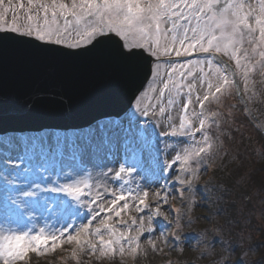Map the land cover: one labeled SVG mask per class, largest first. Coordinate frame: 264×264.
Returning a JSON list of instances; mask_svg holds the SVG:
<instances>
[{
    "label": "snow or ice",
    "instance_id": "snow-or-ice-1",
    "mask_svg": "<svg viewBox=\"0 0 264 264\" xmlns=\"http://www.w3.org/2000/svg\"><path fill=\"white\" fill-rule=\"evenodd\" d=\"M4 34L64 55L80 56L106 49L112 59L124 62H137L145 54L154 58L148 86L139 95L134 94L135 104L130 103L124 118L98 125L104 134L103 145L91 142L95 128L82 137L83 145L77 144L75 138H69L67 144L76 152L90 148L93 154L107 147L111 157L116 143L121 142L126 159L135 161L139 156L138 144L149 141L145 132L138 130L137 114L158 116L156 125L163 127L166 135L187 137L191 141L182 150L183 156L178 155L168 166L166 176L173 174V165L178 163L180 167L181 159L191 161L213 147L209 129L218 113L211 111L210 105L221 103L236 88V75L230 73L223 61L216 63L219 57L235 62L246 91L253 73L264 74V0L255 3L252 0H27L26 5L18 0H0V39H4ZM193 54L195 58L186 60L172 58H188ZM108 133L112 135L109 137ZM14 139L6 137L3 142L12 144ZM58 144L64 146V141L58 139ZM108 171L120 179L132 175L135 168L121 164ZM182 176L183 172H178L177 183L181 185ZM89 187L90 183L84 181L64 190L78 199L88 194ZM168 187L165 183L164 189ZM147 196L145 192L136 202L138 213L147 210L148 215L152 206H145ZM167 198L163 195L162 202L166 203ZM128 199L121 191L103 210L97 209L106 212L110 219L103 220L95 233L90 225L97 221V215L75 235L72 229L55 234L43 230L0 234V264H23L29 253L45 256L54 252V245L62 241H78L82 250L98 253L100 257L117 252L124 255L136 244L150 240L154 232L153 228L141 231L140 240L133 242L131 230L127 235L124 232L126 226L113 227L112 217L119 218L122 212L130 210L131 206L125 208ZM148 219L151 221L150 216ZM82 235L92 239H81Z\"/></svg>",
    "mask_w": 264,
    "mask_h": 264
},
{
    "label": "rangeland",
    "instance_id": "rangeland-1",
    "mask_svg": "<svg viewBox=\"0 0 264 264\" xmlns=\"http://www.w3.org/2000/svg\"><path fill=\"white\" fill-rule=\"evenodd\" d=\"M18 2L25 5L27 4V0H18ZM252 2L255 3V0H252ZM172 58L186 60L195 58V54L188 58H177L174 56ZM221 61L229 66V70L232 75H236V91L240 90L243 94L244 100L242 101L246 107V112L248 115L252 116L255 121H257L258 127H260L261 132L264 135V105H260L258 102L264 101L260 99V97L264 95V84H262L263 80L258 82L260 93L258 90H254L252 78L247 85L246 91L245 84L236 72L235 62L229 60L227 57L220 56L216 63L219 64ZM165 70L166 65L161 68L162 72ZM248 91L250 95L248 94ZM215 111L218 113L217 110ZM257 111H260V115L256 113ZM124 116L121 118L103 119L90 127L79 130H44L41 132L0 134V187L4 186L5 192H7L10 197L7 199L2 198L1 194L0 200H2L0 202V207H8L12 210L11 211L9 209L5 214L6 216L0 221V224L4 225L6 229L9 230L14 228L17 222L18 224L20 223L18 219L19 211L16 210L15 204L21 210V208L26 207V205L21 203L22 200L27 203V205H33L35 202L32 198L28 199V196L32 197L34 195V193L30 190L31 188L38 189L41 193H44V197L47 199L46 202L54 201V196L57 195L58 192L61 193L63 198L55 201L58 208L61 206L64 199H70V202H74L76 206L85 207L87 214L86 216H82V214H80L83 219V224H81L78 230L87 228L90 225L93 216L97 215V221H94L93 224L90 225L93 233H95L102 226L103 220L110 219L109 217H106V212L100 213L97 212V209L103 210L107 205H109L113 197L118 196L121 194V191H123L125 195L129 196L125 208H128L129 206H131V208L129 211L122 212V215L119 218H116L115 216L112 217L110 223L113 227L126 226L124 232L127 235L128 231L131 230L130 239L133 242L140 240L141 231L146 232L144 230V226L149 222V216L151 217V223L153 224L154 229L150 240H144L142 243L136 244L122 256L117 252L113 255L100 257L98 253L93 255L89 251L82 250L78 241L71 243L68 241L64 243L62 241L60 244L55 245L56 250L54 252L45 256L36 257L35 254L29 253V258H26L23 261V264H163V260L160 258L149 259L148 261L140 260L139 253L141 245L147 241L154 248V237L158 234L167 232L171 227V225H169V223L157 213L164 211L170 217L176 216L177 210L183 207L181 200L186 193L184 186L177 183V174L182 171L184 178L187 179L190 176L188 169L194 168V161H202L204 156H196L191 161H184L181 159L180 167L178 163L173 165V174L164 179L161 174L165 173L168 166L176 161L178 155L180 157L183 156L182 150L188 147L191 141H189L187 137H173L166 135L163 127H157L156 125L155 121L160 119V117H143L139 116V114H137L138 130H143L149 137V141L146 144L143 141L138 144L139 156L135 161L126 159V154L121 147V142L116 143L115 150L111 152L112 158L109 156V149L107 147L102 148V151L96 154H93L90 148H86L85 151L82 150L80 152H76L68 147L67 142L69 138H75L77 144L83 145L84 141L82 137L93 128L96 129V133L90 137L91 142L93 144L103 145L105 138L103 132L99 130L98 125H102L108 120H121ZM218 116L219 113L216 117L218 118ZM235 116L236 115H230V117L234 118V120L232 119L233 124L228 123L227 125L232 128L234 127L235 131L233 130L234 132L232 133L234 136H239L241 138L248 133L245 135V138L250 139L251 143H253V147L251 149V154L247 157L248 162H245L246 164L243 169L251 171L253 173V180L255 181L254 177L258 174L256 172L258 170V166H256L258 163L255 164L252 154L258 148L263 149V147L259 146V143L257 144V141L255 140L257 137L253 130L250 129L251 132H249L247 128L242 129L239 127V122H236L238 117ZM212 119L216 125L218 119L216 120L215 117ZM214 134L215 135L211 137L213 146L219 137L218 134ZM108 135L110 137L112 133H108ZM6 137H14V142L12 144L3 142ZM58 139H62L64 141V146H60V144H58ZM196 139H200L199 134H197ZM221 143L223 144V141ZM36 146L37 150L32 151ZM212 150L213 147L206 152L205 156L212 153ZM2 153L8 156H12L14 154L13 156L17 157V161L14 162L15 168L12 169L13 171L6 168L7 160L4 155L1 156ZM30 159V166L28 169H25L23 167V162H29ZM121 164L126 167H134L135 171L130 176L126 175L117 179L113 174L109 173L108 170H115ZM197 165L200 167V174L202 176L199 187L203 189L204 183L213 175L211 171L209 172V167L207 165H202L200 163ZM141 173L151 176L152 180L157 177H161L163 181V185L161 186L162 188L155 189L150 182H146V179L141 175ZM259 176L262 177L261 181L263 182L261 183H264V175ZM84 181H88L90 183L88 194L81 196L78 199H74L64 190L66 186L83 183ZM124 181H128V183H124ZM165 183L170 185V187L164 189ZM22 186L29 189H22ZM145 192L148 193L145 200V206H152L149 208L148 215H146L147 210L143 213L137 212L138 204L136 202L144 195ZM29 193L30 195H27ZM158 193L161 195H158ZM204 194L205 193L201 191V202L194 206V215L200 219H204L206 218V215H208L207 208L205 206L206 202ZM163 195H167L168 197L166 203L162 202ZM13 197L15 199H13ZM58 201H60V203ZM96 201H99V203H96ZM35 203H37V201ZM89 209L92 211L90 212ZM50 210L51 208H42L38 215L39 219H41V222L45 225L53 226L56 223L59 224L61 222L59 220L60 217H57L55 213L49 212ZM62 214L64 213L61 212V215ZM141 215L146 216L142 220H138V217ZM21 219V227L23 228V231H25L26 226L29 223L28 217L23 218V216H21ZM51 222L53 224H50ZM66 223L63 225V230L67 228L69 229V225L66 228ZM33 225L37 226L35 224ZM133 225H136V227L133 228ZM77 231L75 230L72 234L75 235ZM188 237L189 236L186 230V241L187 244L190 245L193 240H190ZM81 239H92V237H85L82 235ZM97 247H99L98 242ZM195 255V252L186 249L183 255L179 257H177L176 253L173 252L172 258L180 260H183L184 258V260H188L189 264H191V261L195 259ZM200 262L202 263V260Z\"/></svg>",
    "mask_w": 264,
    "mask_h": 264
},
{
    "label": "water",
    "instance_id": "water-1",
    "mask_svg": "<svg viewBox=\"0 0 264 264\" xmlns=\"http://www.w3.org/2000/svg\"><path fill=\"white\" fill-rule=\"evenodd\" d=\"M4 35L0 134L81 129L104 118H119L151 78L154 58L147 54L137 62L112 59L106 49L71 56Z\"/></svg>",
    "mask_w": 264,
    "mask_h": 264
},
{
    "label": "clouds",
    "instance_id": "clouds-1",
    "mask_svg": "<svg viewBox=\"0 0 264 264\" xmlns=\"http://www.w3.org/2000/svg\"><path fill=\"white\" fill-rule=\"evenodd\" d=\"M229 151L218 137L205 164L210 168L221 169L228 164L242 167L243 163L234 151L226 163H221ZM252 156L256 163L264 161V149L258 148ZM188 171L190 176L187 179L180 177L186 189L181 200L183 207L177 210L174 217L164 211L159 213L171 227L154 237V248L147 241L141 245L140 260L160 258L163 264H189L188 260L172 258L173 252L179 257L187 249L196 253L191 264L201 260L209 261L210 264H264V255H261L264 241L260 239L264 235V183L256 184L253 173L245 170L219 182L210 177L201 189L200 167ZM201 191L210 194L208 226L198 229L194 233L195 239L188 245L186 230L200 221L194 215V206L201 202ZM151 228L153 224L149 221L144 230L147 232Z\"/></svg>",
    "mask_w": 264,
    "mask_h": 264
},
{
    "label": "trees",
    "instance_id": "trees-1",
    "mask_svg": "<svg viewBox=\"0 0 264 264\" xmlns=\"http://www.w3.org/2000/svg\"><path fill=\"white\" fill-rule=\"evenodd\" d=\"M251 78H252V82L254 84V90L256 89L260 93V90L258 88V86H259L258 82L263 80L262 84H264V79H263L264 74H261L259 72L253 73ZM248 94L250 95L249 91H248ZM260 99L264 100V95L261 96ZM258 102L260 103V105H264V101H258ZM210 110L213 112H216L215 110H217L219 113V116L217 118L218 119L217 124L216 125L214 124L209 129L210 135H211V137H213L215 135L214 133L218 134L221 142L223 141V144L230 150L229 153L225 154L224 160H222L221 163L222 164L226 163L229 155L233 151L239 155L240 160L243 163V166L240 168H236L233 164H228V166L223 168V169H221L219 167H212V168L209 167V172L211 171L212 175H213L212 177L216 178L217 181L219 182L221 180H227L229 178V176H236V175H239L241 172L245 171V169H243V167L248 162L247 157L249 154H251V152H252L251 149L253 147V143H251L250 139L245 138V135H247L248 133H246L241 138L239 136H234L232 134L235 131L234 127L232 128V127H229L227 125L228 123H232V119L234 120V118L230 117V115H236L238 117L237 120H236V118H235V120H236V122H239L238 124H239L240 128H242V129L247 128V130L249 132H251V130L254 131V134L257 137L255 140L257 141V144L259 143L258 144L259 146L263 147V149H264V135L261 132L260 127H258L257 121H255L246 112V107L243 104V102L240 100V98L237 94L236 88L229 95H225L222 98L221 103H219V104H213L212 103L210 105ZM259 112L257 111L256 113H258L260 115ZM241 123H242V126H241ZM230 134H232V135L229 136ZM210 155H211V153L204 156V159L201 161V163L204 165H207V164H205V159H208L210 157ZM194 164H197V163L195 162ZM255 164H256V162H255ZM256 166H258V170L256 171L258 174L256 175V177H254V179L256 181V184H261V182H263V181H261L262 177H260L259 175H264V161H261ZM263 179H264V177H263ZM204 193H205L204 198H205V202H206L205 206L207 208V213L209 215V212L211 211V209L209 208L210 194L206 193V192H204ZM208 215H206V218L200 219V221L193 228L187 229V234L189 236L188 238L190 240L195 239L194 233L198 229L208 226V224H207ZM260 239L262 241H264V235H262ZM261 255H264V249H261ZM257 259H259V256L257 257ZM183 260H184V258H183ZM194 260H192V261H194ZM195 264H210V262L202 260V263L200 261H196Z\"/></svg>",
    "mask_w": 264,
    "mask_h": 264
},
{
    "label": "bare ground",
    "instance_id": "bare-ground-1",
    "mask_svg": "<svg viewBox=\"0 0 264 264\" xmlns=\"http://www.w3.org/2000/svg\"><path fill=\"white\" fill-rule=\"evenodd\" d=\"M35 150H36V148H35ZM3 155H4L5 159L7 160L6 168L9 169V170L14 169L15 168L14 162L17 161L16 160L17 157L13 156L14 154L12 156H8V155H5L4 153H2L1 156H3ZM24 168L28 169L29 168L28 164L25 163ZM141 175L146 179V182H150L153 185V187H155V189L162 188L161 186L163 185V181L161 180L160 177H157L156 179L152 180L151 176L146 175L145 173H141ZM22 187H23L22 189L26 188L25 186H22ZM4 189H5L4 186L0 187V195L2 194V198H6L7 199L9 197V194L7 192H5ZM26 189H29V188H26ZM30 190L34 193V195L31 198L33 199V201H35V202L37 201V203L34 202L33 205H27V203L23 202V200H22V202L21 201L20 202L22 204L26 205V207L25 208H21V210L15 204L16 210L19 211L18 212V214H19L18 219H19L20 223L18 224V222H17L16 225L14 226V228H11L9 230L6 229L4 227V225L0 224V234H4L5 235V234L10 233V232H12L14 230L23 232V228L21 227V221H22L21 216H23V218L24 217L25 218L28 217L29 223L27 224V226L30 224V226H32L34 228L33 229L34 233L35 232H39L41 230H43L45 233H49V234L59 233V232H61L63 230V227H64L63 225H65L66 222H67L66 223V225H67L66 228H67L69 223H70V221H72L73 219L75 220L77 218V216L79 218L77 219V223H76V226H75L74 229L77 231L80 228L81 224H83L82 216H86V214H87L86 213L87 211H86L85 207L76 206L75 203L72 202L71 206L69 205L68 211L61 215V212L59 211V210H61V206L58 208L56 203H55V201L46 202L47 199L44 197V195H45L44 193H41L38 189H34V188H31ZM59 194H61V193H59ZM61 197H63V196H61ZM13 199H15V198L13 197ZM1 200H0V202H1ZM45 204H48V205H45ZM64 204H66V202ZM45 207L51 208V210L49 212L55 213L57 217H60L59 220L61 222L59 224L56 223L55 225H53L55 227L49 226V225H45L43 222H41V219H39L38 215L41 212V209L42 208L45 209ZM9 209L10 208H8V207H5V208L4 207H0V221L6 216L5 214L7 213V211ZM72 211L74 213H72ZM80 214H82V216ZM33 224H35L37 226H33ZM50 224H53V223L51 222ZM27 226H26V230H27ZM63 242L66 243L67 241H63ZM54 247H55V245H54Z\"/></svg>",
    "mask_w": 264,
    "mask_h": 264
}]
</instances>
